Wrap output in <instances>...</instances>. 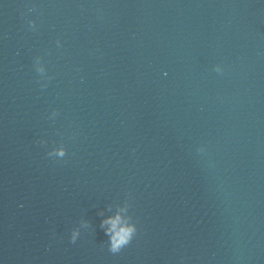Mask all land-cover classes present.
<instances>
[{
  "label": "water",
  "instance_id": "obj_1",
  "mask_svg": "<svg viewBox=\"0 0 264 264\" xmlns=\"http://www.w3.org/2000/svg\"><path fill=\"white\" fill-rule=\"evenodd\" d=\"M0 264H264V0H0Z\"/></svg>",
  "mask_w": 264,
  "mask_h": 264
},
{
  "label": "clouds",
  "instance_id": "obj_2",
  "mask_svg": "<svg viewBox=\"0 0 264 264\" xmlns=\"http://www.w3.org/2000/svg\"><path fill=\"white\" fill-rule=\"evenodd\" d=\"M34 7V6H33ZM32 9H29L31 11ZM29 26L31 27V22L28 21ZM57 45L60 44L59 39L56 41ZM38 57H36L37 61ZM35 69L37 73L40 75L45 71L43 67H38L37 63L35 62ZM215 70L218 71V64L215 66ZM48 79H51V77H48ZM46 85H42V87H45ZM55 115V111L53 112ZM39 143L47 144L46 140L38 141ZM48 156L52 157H64L66 155V148L63 143H61L58 147H53L48 153ZM85 227H87V222L82 221L81 222ZM104 223H110L111 228L107 229L106 232L109 234L110 237V243H109V250L112 253H118L123 247L128 245L130 241L132 240L134 234L137 232V226L136 223L133 221L131 223L122 221V218L119 214H117L114 218H111L110 220L102 221V225ZM80 230L78 227H74L71 230V241L75 242L77 239V236L79 235Z\"/></svg>",
  "mask_w": 264,
  "mask_h": 264
}]
</instances>
